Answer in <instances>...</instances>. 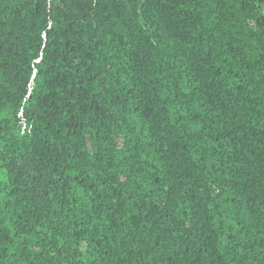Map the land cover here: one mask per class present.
<instances>
[{
    "label": "trees",
    "instance_id": "obj_1",
    "mask_svg": "<svg viewBox=\"0 0 264 264\" xmlns=\"http://www.w3.org/2000/svg\"><path fill=\"white\" fill-rule=\"evenodd\" d=\"M0 264H264V0H0Z\"/></svg>",
    "mask_w": 264,
    "mask_h": 264
}]
</instances>
